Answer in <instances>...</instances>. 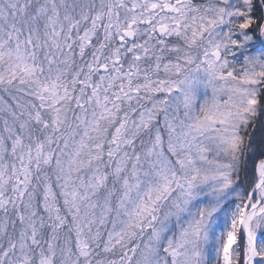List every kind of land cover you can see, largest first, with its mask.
Segmentation results:
<instances>
[{"label":"snow or ice","instance_id":"1","mask_svg":"<svg viewBox=\"0 0 264 264\" xmlns=\"http://www.w3.org/2000/svg\"><path fill=\"white\" fill-rule=\"evenodd\" d=\"M0 264H264V0H0Z\"/></svg>","mask_w":264,"mask_h":264}]
</instances>
